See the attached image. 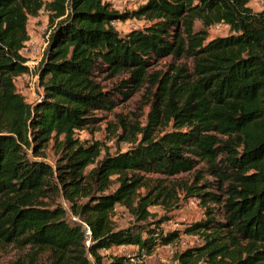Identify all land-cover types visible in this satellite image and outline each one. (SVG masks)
<instances>
[{"label":"trees","instance_id":"obj_1","mask_svg":"<svg viewBox=\"0 0 264 264\" xmlns=\"http://www.w3.org/2000/svg\"><path fill=\"white\" fill-rule=\"evenodd\" d=\"M251 1L145 0L120 11L106 0H0V241L49 250V264H126L100 251L134 245L151 254L184 231L201 242L178 254L181 264H264V8ZM41 10L51 32L36 69L42 90L27 102L15 81L31 72L22 51ZM134 17L146 23L122 34L115 22ZM218 23L231 33L209 39ZM164 58L165 69H152ZM104 72L120 76L114 91L126 100L143 86L151 99L144 125L117 114L119 139L131 147L98 159L102 142L76 130L115 105L98 79ZM200 162L223 193L201 183ZM191 171V182L171 189L198 198L206 217L167 229L170 218L150 207L174 194L141 172ZM117 204L134 218L125 227L112 222ZM69 211L91 227L90 245Z\"/></svg>","mask_w":264,"mask_h":264},{"label":"rangeland","instance_id":"obj_2","mask_svg":"<svg viewBox=\"0 0 264 264\" xmlns=\"http://www.w3.org/2000/svg\"><path fill=\"white\" fill-rule=\"evenodd\" d=\"M112 4V6L120 11L132 10L139 4H142L145 0H106ZM250 5L254 10H261L264 8V0H252ZM143 18H129L127 20H118L115 22L117 28L122 34L129 32L136 27H142L145 24ZM202 27L201 22H197L195 28ZM28 31L30 39L27 41L23 54L28 58V65L31 67V73L27 77L21 79L16 78V86L20 93L25 96L27 102H34L38 99L39 93L42 88L39 86V79L35 80L36 69L39 61L41 60L44 49L48 43L49 34L51 28L49 25L48 12L41 10L38 16H32L29 18ZM230 27L225 23H218L213 25L209 29V39L226 36L230 34ZM170 58H164L160 60L152 68L155 70H162L166 68L167 62ZM185 62V60H182ZM180 62V61H179ZM34 76V78H33ZM98 79L102 82L105 89L112 91L111 99L114 101V107L112 109H101L96 114L101 118V121L89 128L82 129L80 132H76L77 137L82 141L102 142V153L98 159H101L106 151L111 154H115L117 151H126L131 147V142L126 140H120L119 135L123 129L121 127L118 131L116 128L117 114L124 116L130 124L144 125L147 119V114L150 109L149 100L151 94L147 90L146 86H143L134 95H131L127 100L121 92L114 91L116 83L120 79V76H113L110 73L98 74ZM115 92V93H114ZM112 123L111 126L109 124ZM120 132V133H119ZM124 132V131H123ZM60 150L55 144L54 140H51L45 149L46 161L55 165L59 158ZM95 164H91L87 167L86 173L90 171ZM202 169V175L204 181L201 183L213 184L208 190L217 194L223 193L219 190L217 179L208 173L207 167L204 162H200L197 169ZM143 176L150 177V183H161L166 185L165 191H172L173 198L165 199L164 203L153 205L150 209L159 214L166 215L170 220L166 223L167 229L178 228L184 230L188 225L193 222L199 221L206 217L205 206L196 197H186L179 188L172 190V184L181 183L184 180L191 182L193 180L194 171L183 172L176 176H166L160 173H144ZM145 190L144 188L141 191ZM207 190V189H205ZM157 192V191H156ZM56 202L64 204L63 198L55 197ZM162 202V201H161ZM211 206H217L211 204ZM70 218L72 213L69 211ZM219 218L223 217L221 214H217ZM112 222L116 227H125L130 224L134 218L129 212L128 208L121 204H117L112 212ZM201 242V239L197 234H188L182 231L181 235L173 242L160 245L155 248L151 254L140 253L137 247L134 245H120L113 246L108 250H101L103 255L109 256L110 254H121L128 258L126 264H181L178 260V254L185 250L189 246L197 245ZM108 259L105 258V261ZM51 263L50 251L26 245L22 242H3L0 241V264H49ZM205 264V263H201Z\"/></svg>","mask_w":264,"mask_h":264},{"label":"built area","instance_id":"obj_3","mask_svg":"<svg viewBox=\"0 0 264 264\" xmlns=\"http://www.w3.org/2000/svg\"><path fill=\"white\" fill-rule=\"evenodd\" d=\"M131 1H136V0H131ZM140 5V4H139ZM31 68V67H30ZM32 70V69H31ZM31 73V72H30ZM34 78V76H33ZM38 79V75H35V80ZM77 132H80L81 130L78 129L76 130ZM73 218L77 221H79L82 225V229L84 231L85 237H86V244L90 245L91 244V240H92V231H91V227L84 221H81L80 219H78L77 217L73 216Z\"/></svg>","mask_w":264,"mask_h":264},{"label":"crops","instance_id":"obj_4","mask_svg":"<svg viewBox=\"0 0 264 264\" xmlns=\"http://www.w3.org/2000/svg\"><path fill=\"white\" fill-rule=\"evenodd\" d=\"M29 74H30V73H26V74H24V75H21V76L17 77V79H21V78H23V77H27ZM134 247H136V246H134Z\"/></svg>","mask_w":264,"mask_h":264}]
</instances>
